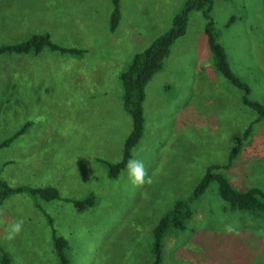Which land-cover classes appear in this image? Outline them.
Here are the masks:
<instances>
[{
	"label": "rangeland",
	"instance_id": "obj_1",
	"mask_svg": "<svg viewBox=\"0 0 264 264\" xmlns=\"http://www.w3.org/2000/svg\"><path fill=\"white\" fill-rule=\"evenodd\" d=\"M184 1L119 0L111 32L110 0H0V44L47 33L59 46L83 50L0 54V142L13 136L0 147V178L58 192L50 201L25 192L2 200L0 250L8 264H59L52 231L66 241L70 264H150L153 226L211 164L236 190L264 192V122L253 124L228 164L256 114L214 69L196 11L145 86L144 129L131 158L144 162L151 183L134 186L126 167L108 176L104 163L120 159L131 126L117 75L169 28ZM210 16L230 70L249 87L246 97L264 105L262 0H212ZM89 195L92 206L77 211L72 201ZM186 203L192 215L163 237L161 264H264V213L226 210L214 182ZM21 219L22 231L9 241Z\"/></svg>",
	"mask_w": 264,
	"mask_h": 264
},
{
	"label": "trees",
	"instance_id": "obj_2",
	"mask_svg": "<svg viewBox=\"0 0 264 264\" xmlns=\"http://www.w3.org/2000/svg\"><path fill=\"white\" fill-rule=\"evenodd\" d=\"M110 2L109 28L113 30L117 26L119 19V0H110ZM211 7L212 0H185L181 8L171 16L169 28L153 38L146 47L133 53L126 67L117 75L120 86L121 107L129 115L131 126L123 140L120 159L115 163H104L107 167L108 176L115 177L120 170L126 167L128 160L131 158V152L140 140L144 129L142 104L145 86L153 75L161 69L171 44L185 33L188 17L192 11L199 12L204 21L203 34L206 39V46L211 54L214 69L230 84L243 92L242 104L249 107L256 114L254 120L250 121L239 134L238 139L235 141V146L228 153V164L241 150L243 141L251 134L253 124L264 122V105L246 97L249 92L248 85L235 76L228 66L224 52L218 42L217 33L213 28L210 16ZM262 9L264 14V0H262ZM232 20L233 18L231 17L229 21ZM43 48L74 56L83 53L81 49L59 46L50 40L47 33H42L32 34L24 41L15 44H0V54H23L30 51L37 54ZM12 138L13 136L0 142V147L7 146ZM219 167L218 164H211L205 167L202 175L192 186V191L187 199L175 201L170 210L160 217L153 226L150 249L152 260L150 264H161L163 237L169 229H177L186 220L190 219L192 211L186 202L198 198L211 182L216 184L217 194L225 202L226 210L230 212L238 211L250 217L264 213V192L256 186H251L242 191L236 190L223 174L216 171ZM22 192L44 201H50L58 197V192L53 186L11 187L0 178V203L9 195ZM72 202L77 211H82L86 207L92 206L93 198L89 195L81 200ZM51 240L59 264H70L65 255L66 241L62 237L55 235L53 231L51 232ZM0 264H8V257L1 250Z\"/></svg>",
	"mask_w": 264,
	"mask_h": 264
},
{
	"label": "clouds",
	"instance_id": "obj_3",
	"mask_svg": "<svg viewBox=\"0 0 264 264\" xmlns=\"http://www.w3.org/2000/svg\"><path fill=\"white\" fill-rule=\"evenodd\" d=\"M126 169L128 178L134 186H142L146 183H151V177L148 175L142 160L130 158L126 164ZM23 223L24 221L21 219L11 224L6 237L9 241L15 239V237L20 234L23 229ZM226 231L231 232L233 229L228 227Z\"/></svg>",
	"mask_w": 264,
	"mask_h": 264
},
{
	"label": "crops",
	"instance_id": "obj_4",
	"mask_svg": "<svg viewBox=\"0 0 264 264\" xmlns=\"http://www.w3.org/2000/svg\"><path fill=\"white\" fill-rule=\"evenodd\" d=\"M110 15V14H109ZM119 16H120V14H119ZM108 22H109V19H108ZM119 25V19H118V23H117V26ZM117 26L113 29V30H110V28H109V30L111 31V32H113L116 28H117ZM161 70V69H160ZM159 72V71H158Z\"/></svg>",
	"mask_w": 264,
	"mask_h": 264
}]
</instances>
